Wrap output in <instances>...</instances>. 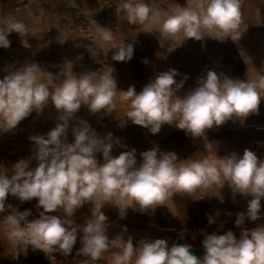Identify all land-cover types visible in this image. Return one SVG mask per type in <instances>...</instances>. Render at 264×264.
Wrapping results in <instances>:
<instances>
[{"label":"clouds","instance_id":"obj_1","mask_svg":"<svg viewBox=\"0 0 264 264\" xmlns=\"http://www.w3.org/2000/svg\"><path fill=\"white\" fill-rule=\"evenodd\" d=\"M122 10L129 24L159 33L160 41L176 47L187 39L201 41L207 36L235 42L242 35L241 0H197L194 7H183L165 18L144 0H125ZM12 32L24 37L26 25L13 18L0 19V48H10L8 36ZM99 35L105 42L114 40L110 29L102 28ZM114 48V61L128 62L133 58L132 44L122 42ZM89 51L95 56L91 48ZM177 75L175 69L161 72L137 92L134 85L118 91L112 72L77 75L69 60L57 75L43 71L36 63L8 70L0 79V132L16 129L33 112L42 115L49 102L58 113V123L52 130L29 138L32 155L15 163L11 175L0 173V213L12 209L11 204H6L9 195L21 203L35 199L36 207L42 209L38 218L23 226L21 221L31 215L30 210H17L5 217L14 257L18 250L26 252L28 246L51 259L54 252L69 256L79 238L77 254L88 258L83 264H96L111 248L118 249L112 254V264H264V223L243 228L239 238L232 230L223 234L202 232L204 254L197 257L192 245L173 242L169 246L166 239H141L136 245L131 236L110 239L109 219L102 211L94 213L82 228H69L53 214L63 210L67 217H73L86 203L102 200L117 207L119 218L124 219L128 208L141 213L155 211L177 193H199L195 199H203L209 189L221 191L227 185L233 195L250 197L247 210L236 214L235 226L241 227L246 219H261L264 160L255 152L245 149L242 155L233 152L215 160L188 161L154 146L140 153L138 163L134 148L112 155L114 146H126L111 132L101 136L91 125L73 124L82 106L93 115H108L124 103L128 110L120 127L130 120L155 135L162 125H174L194 139L207 140L205 133L213 127L230 120L243 124L250 115H259L264 75L242 81L209 70L183 96L178 93L188 77L177 82ZM58 76L63 77L60 83H56ZM70 128L72 143L67 142ZM97 153H102L103 163L97 160ZM32 161L37 164L34 168L30 167ZM208 222L216 223L211 215ZM127 231L124 227L123 232Z\"/></svg>","mask_w":264,"mask_h":264},{"label":"crops","instance_id":"obj_2","mask_svg":"<svg viewBox=\"0 0 264 264\" xmlns=\"http://www.w3.org/2000/svg\"><path fill=\"white\" fill-rule=\"evenodd\" d=\"M124 2L125 0H0V19L13 18L23 22L27 28V35L24 37L16 32L10 33L8 36L11 41L10 48H0V79L8 70L16 69L25 63H36L43 71L57 75L66 60L72 61L75 74L89 73V47H96L98 54L109 67L102 69L95 64L96 69L91 72H96L98 75L112 72V76L121 77L122 68L124 66L130 68L131 61L134 62L137 58L145 56L147 48L151 45L157 47L161 44L175 45L164 40L160 41L159 33L155 32L152 34L155 37H152L149 32H145L144 26L129 24L122 10ZM144 2L165 18L183 7H194L197 0H144ZM241 13L243 23L240 30L256 32L255 52L258 55L257 60L264 69V0H241ZM102 28L111 30L114 36L112 42L102 40L99 35ZM122 42L132 44L134 48L133 58L128 62H117L112 59L117 51L114 47ZM62 79V76H58L56 83H60ZM57 117L58 113L49 102L42 115L33 112L21 121L16 129L0 132V173L11 175L15 163L30 157L33 144L29 138L48 133L58 123ZM123 119L112 118V121H123ZM109 120L111 119L105 118V114L93 115L82 106L73 124L80 127L91 125L103 136L107 133L103 132L102 121ZM113 136L119 138L121 144L126 147L114 146L112 155L118 156L120 152L134 148L138 163L141 161L140 153L154 146H158L164 152H178L179 160L222 158L215 148H201L196 143L192 144L191 149L184 154L180 150H184L185 146L181 145L182 140L174 134L163 135L164 137L162 135L152 137L149 134L143 137L133 134L121 136L113 134ZM195 139L191 138V141ZM199 140L204 141L203 138ZM67 142H74L71 128L68 131ZM168 146H173V149H167ZM97 160L103 163L102 153H97ZM36 166V161H32L30 167ZM196 196L177 193L166 206H158L155 211L149 210L145 213L128 208L124 219L119 218L120 212L117 207L97 200L86 203L73 217H67L62 210L60 218L69 228H82L94 213L98 214L102 211L109 219L110 239H115L119 235H124L125 239L131 236L134 245L141 239H166L169 246L173 242L192 245V251L197 257L204 254L201 245L202 232L223 234L232 230L239 238L243 228L252 229L257 224L264 223V199L261 200V219L256 222L246 219L245 224L238 228L235 226L236 214L247 210V200L250 197L233 195L227 185L221 191L215 188L209 189L203 199H195ZM6 204H11L10 197ZM10 211L11 209H8L4 213ZM229 212L231 216L228 215ZM216 213H219V216ZM206 214L211 215L216 223L209 224ZM124 227L128 229L126 233L123 232ZM7 233L5 223L0 219V264H83L88 259L77 254L81 247L79 238L69 256L54 252L51 254L54 259L49 256L37 257L27 249L26 252L18 250V255L14 257V250L9 243ZM116 251L118 249L111 248L96 264H112V254Z\"/></svg>","mask_w":264,"mask_h":264},{"label":"rangeland","instance_id":"obj_3","mask_svg":"<svg viewBox=\"0 0 264 264\" xmlns=\"http://www.w3.org/2000/svg\"><path fill=\"white\" fill-rule=\"evenodd\" d=\"M241 32L240 39L235 42L230 38L221 42L206 36L201 41L187 39L178 47L176 45L158 47L151 45L150 48H147L145 56L137 58L134 62L131 61L130 68L126 66L122 68L124 73L128 70L129 76L122 73L121 77L113 76L117 81V89L118 91H126L129 86L134 85L136 91L139 92L146 84L154 80L156 75L169 69L178 71L179 75L175 77L177 82H180L185 76L188 77L178 93L181 96L194 89L197 86V80L206 76L209 70L242 81L255 80L264 75V69H262L261 62L257 60L258 55L255 52L256 32L254 30H241ZM202 42L206 45L207 50H202L200 46ZM162 47L170 48L167 53H163L161 52ZM90 48L95 56L89 51V72L96 69L95 64L99 68L109 69L106 61H103L101 55L98 54L96 47ZM171 48L174 49L171 50ZM127 110L128 105L121 103L115 111L105 115V118L111 119L105 121L109 128L118 127V131H121L112 134L120 136L133 134L140 137L149 134L153 137L148 129L134 125L131 121H127L123 127H120L121 121H112V118H124L123 120H125ZM103 132L107 133L104 126ZM168 134L177 135L182 140L181 145H184L185 149L180 151L184 154L191 149L192 144L196 143L201 148H215L221 157L233 152L242 155L245 149H249L255 152L258 158L264 160V100H261L259 115H250L243 124L239 120H230L220 127H213L205 133L208 135L206 136L207 140L201 141L200 138H197L191 141L190 135H186L184 131L179 130L174 125L167 124L162 125L160 132L155 135ZM198 140L199 142H197ZM167 149H173V146H168ZM176 154L179 159V153Z\"/></svg>","mask_w":264,"mask_h":264},{"label":"built area","instance_id":"obj_4","mask_svg":"<svg viewBox=\"0 0 264 264\" xmlns=\"http://www.w3.org/2000/svg\"><path fill=\"white\" fill-rule=\"evenodd\" d=\"M12 204V208L11 211L9 213H0V219H2L3 221L5 220V217L9 214H11L12 212L15 211H20L23 212L25 210H30L31 211V215L26 217L24 220L21 221L22 226L26 225L28 222H30L31 220H34L36 218L39 217L40 213L42 212V209H38L36 207L37 205V201L35 199H33L32 201L29 202H24V203H18V201L14 200L13 202H11ZM61 211H58L56 213H53L54 215H58L59 217L61 216ZM7 228V227H6ZM8 230V229H7ZM31 252H33L35 254V256L37 257H48V255H46L43 251L41 250H34L31 246H28V248Z\"/></svg>","mask_w":264,"mask_h":264},{"label":"bare ground","instance_id":"obj_5","mask_svg":"<svg viewBox=\"0 0 264 264\" xmlns=\"http://www.w3.org/2000/svg\"><path fill=\"white\" fill-rule=\"evenodd\" d=\"M153 31H155V29H153ZM155 32H153V33H150V35L152 36V37H155L154 35H152V34H154ZM154 40V39H153ZM200 46H201V48H202V50H207V48H206V45L202 42L201 44H200ZM170 48V47H169ZM169 48H165V47H162L161 48V52H163V53H167L168 51H169ZM126 69V68H125ZM124 69V70H125ZM127 70V69H126ZM128 72V70L124 73V72H122V74H124L125 76H129V74L127 73ZM120 80V79H119ZM120 83H121V81H119ZM123 84V83H122ZM102 123H103V125H104V128L106 129V132L107 133H109V132H111V133H118V132H121L120 130L118 131V127L116 128V127H114V128H112V129H110L109 128V126L106 124V122L105 121H102ZM109 208V207H108ZM109 210H110V208H109Z\"/></svg>","mask_w":264,"mask_h":264},{"label":"trees","instance_id":"obj_6","mask_svg":"<svg viewBox=\"0 0 264 264\" xmlns=\"http://www.w3.org/2000/svg\"><path fill=\"white\" fill-rule=\"evenodd\" d=\"M9 197H10V202H13L14 200H16V201H18V203H20V201L17 200L15 197H12L11 195H9Z\"/></svg>","mask_w":264,"mask_h":264},{"label":"water","instance_id":"obj_7","mask_svg":"<svg viewBox=\"0 0 264 264\" xmlns=\"http://www.w3.org/2000/svg\"><path fill=\"white\" fill-rule=\"evenodd\" d=\"M177 244H181V243H179V242H176Z\"/></svg>","mask_w":264,"mask_h":264}]
</instances>
